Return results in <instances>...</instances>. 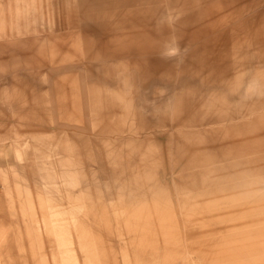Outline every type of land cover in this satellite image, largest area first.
<instances>
[{
	"label": "rangeland",
	"instance_id": "rangeland-1",
	"mask_svg": "<svg viewBox=\"0 0 264 264\" xmlns=\"http://www.w3.org/2000/svg\"><path fill=\"white\" fill-rule=\"evenodd\" d=\"M0 264H264V0H0Z\"/></svg>",
	"mask_w": 264,
	"mask_h": 264
}]
</instances>
